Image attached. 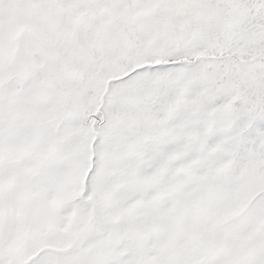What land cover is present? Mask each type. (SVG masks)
Masks as SVG:
<instances>
[{
    "label": "snow or ice",
    "instance_id": "6c2138e0",
    "mask_svg": "<svg viewBox=\"0 0 264 264\" xmlns=\"http://www.w3.org/2000/svg\"><path fill=\"white\" fill-rule=\"evenodd\" d=\"M0 264H264V0H0Z\"/></svg>",
    "mask_w": 264,
    "mask_h": 264
}]
</instances>
